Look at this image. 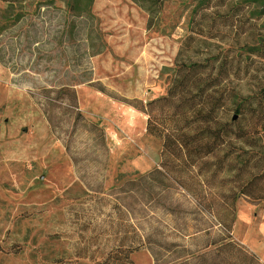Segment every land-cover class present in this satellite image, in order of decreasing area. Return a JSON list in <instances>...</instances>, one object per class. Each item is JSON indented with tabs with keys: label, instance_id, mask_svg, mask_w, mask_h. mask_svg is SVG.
Masks as SVG:
<instances>
[{
	"label": "trees",
	"instance_id": "16d2710c",
	"mask_svg": "<svg viewBox=\"0 0 264 264\" xmlns=\"http://www.w3.org/2000/svg\"><path fill=\"white\" fill-rule=\"evenodd\" d=\"M0 1L13 8L26 0ZM133 1L152 27L165 0ZM92 2L70 0L64 9L34 0L41 19L21 31L20 49L35 47L33 67H46L34 73L50 77L34 97L57 134L64 115L73 131L82 120L75 87L93 79L78 68L106 48ZM242 9L238 0H200L167 95L141 108L164 130L161 167L105 189L94 178L103 166L93 163V183L83 179L87 189L72 197L52 236L67 241V251L47 264H135L143 249L153 264H264L233 239L240 191L264 170V49L252 43L256 29ZM257 61L262 67H253ZM93 139L105 143L94 123Z\"/></svg>",
	"mask_w": 264,
	"mask_h": 264
},
{
	"label": "rangeland",
	"instance_id": "374dc122",
	"mask_svg": "<svg viewBox=\"0 0 264 264\" xmlns=\"http://www.w3.org/2000/svg\"><path fill=\"white\" fill-rule=\"evenodd\" d=\"M33 1L13 8L0 1V264H47V260L65 254L67 241L52 236L72 197L82 196L87 189L83 179L93 183V163L103 166L94 178L103 181L105 189L161 167L164 130L141 108L167 95L176 70V57L172 60L175 45L173 40L169 45V37L177 38L179 51L191 32L200 2L165 0L155 24L147 26L148 33L163 42L154 51V61L162 63L158 84L148 90L146 99L119 94L111 81L108 86L95 81L93 56L84 58L78 71L90 69L93 80L75 87L82 120L73 131V121L64 115L57 134L34 97L35 88L48 85L50 79L48 73L34 72L46 67H33L39 57L35 47L20 49L21 31L29 20L41 19L35 15ZM69 2L56 0V5L68 9ZM238 2L243 19L251 17L249 22L256 29L252 43L264 49V0ZM91 9L93 12V2ZM24 13L28 18L16 22L15 17ZM48 49L40 45L42 52ZM242 58L245 60L246 54ZM253 67L262 66L257 61ZM93 123L104 133L103 146L93 139ZM67 143L74 159L67 152ZM238 213L241 222L233 235L264 243V170L240 191ZM133 259L135 264H153L146 249L135 252Z\"/></svg>",
	"mask_w": 264,
	"mask_h": 264
},
{
	"label": "crops",
	"instance_id": "0c3cea01",
	"mask_svg": "<svg viewBox=\"0 0 264 264\" xmlns=\"http://www.w3.org/2000/svg\"><path fill=\"white\" fill-rule=\"evenodd\" d=\"M93 12L101 20L106 43L105 50L93 56L94 80L106 86L111 81V87L123 96L148 98V90L158 84L162 63L154 61V51L160 48L163 39L148 33L147 12L133 0H93ZM172 40L175 51L171 58L174 61L178 51L177 38L169 37L170 46ZM238 222H241L239 213L235 229ZM233 239L246 244L264 263V243L236 235Z\"/></svg>",
	"mask_w": 264,
	"mask_h": 264
}]
</instances>
